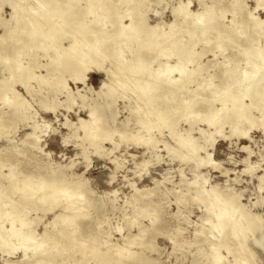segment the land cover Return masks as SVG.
I'll return each instance as SVG.
<instances>
[{"label":"bare ground","instance_id":"bare-ground-1","mask_svg":"<svg viewBox=\"0 0 264 264\" xmlns=\"http://www.w3.org/2000/svg\"><path fill=\"white\" fill-rule=\"evenodd\" d=\"M4 2L8 3L10 12L7 19L0 18L1 25H3L0 33V66H3V64L7 65L8 72H4L0 76V98H2L3 105L8 108H14L5 111L8 121L17 109L23 113L24 119L30 118L31 122L28 124L30 129L18 141L11 145H0L1 164L4 162L3 158H1L3 156L1 152L4 151L5 153L10 148L29 147L34 154L39 153L50 157V151L44 149V144L46 133L52 130L51 121L39 116L38 111H33L29 100L13 86L15 82L21 81L27 91L31 92L32 89L27 83L31 78L37 80L40 85L48 86L51 89L48 97L44 96V98L37 100L46 109L49 108L54 111L58 104L65 101L68 102L75 96L81 99L83 105L90 107L88 117L80 116L77 121H71L66 117L63 121L75 135L82 129V141L86 139L88 145L83 144L82 152L76 154H81L85 160L90 152L106 153L108 148L104 145L102 146V143L105 139H111L116 131H119L121 137H127L130 132L135 133L138 131L140 137L143 138H139V141H142L145 144L144 146L155 148L157 140L150 136L152 134L149 133L151 130H149L147 125V121L149 122L147 116L143 117L144 113L147 112L150 115H154L155 112L158 113L157 118L154 120V125L160 127L163 120H167V122L172 120V111H175L176 108L183 110L186 107L190 115L188 120L190 125L198 120L200 113H202L203 116L201 117L208 124L216 125L217 123L222 126L224 123L229 122L232 126L230 129L231 133L244 134L247 129L242 128L241 124H244L246 120L252 122L249 115L251 108L254 105L258 106L259 102H263L259 105V109L263 111L262 122L264 123V50H259L264 46L261 42H252L246 47V54L252 53V56L245 57L246 64L241 68L239 77L235 73L238 67L232 65V58L224 55L223 60L216 61V63H222L220 71L226 74V78L231 81L230 83H223L222 86L212 83V92L216 96L214 100L220 102V107L213 108V104L209 103L202 110L200 107L202 101L196 104L191 98L184 101L185 105L159 102L162 100L161 95L167 91L162 88V85L155 82L159 81L160 77H166L168 81H176L177 83V81H182L183 79L188 80L190 73H197L202 78H211L210 76L212 75L204 74V63L199 61V58L207 49L203 51L196 50L194 45L197 39L207 35L210 31L216 32L213 38L206 37L203 39L204 44H209L216 40L213 42L212 47H209L215 49V58L218 54L225 52L227 43H223L220 38L223 32L233 33L245 22H251L250 26L261 30V34L264 35V17H258L253 12V10L261 7L264 9V0H256V4L251 10H246V4L243 0H227L226 2L225 0H211L210 2L199 0L202 6L195 12L189 7L192 0H0V5ZM158 4H163L162 8L165 6L170 7L172 19L169 21L162 20V17H159L162 10L159 9L154 12L159 19L154 23H149L145 16V10H151L153 6ZM227 11L232 14L230 25L228 23L224 24L221 20ZM71 24L75 25V29L73 27L66 29ZM226 25L228 26L227 29ZM67 32L70 33L68 34L70 38L65 43H59L58 38L66 36ZM186 33L188 34L187 40L183 38ZM40 49L42 53H37ZM48 50H53V53L46 54L50 52ZM21 54L27 55L24 63L21 62ZM39 54L46 56L47 60L44 62L39 61ZM171 54L175 55L174 62L171 63L173 60L168 58L160 61L157 64V68H159V73L157 74L155 72L156 67H151L152 63L160 56L169 57ZM105 60L110 64V71L106 70L107 79H101L97 87L89 85L87 82L88 71L92 69L100 71ZM189 61L193 62L194 66L186 69V62ZM36 67H43L44 70L38 71ZM104 69L108 68L104 67ZM56 70H59L58 75H56ZM62 71L67 73L64 74ZM130 71L145 72L154 78L153 80L147 79L149 82L138 77L128 78L129 76L125 74ZM173 71H177L178 76H171ZM70 78L75 83L80 82L82 88H78L76 85L75 89L68 86L67 81ZM124 80H137L139 88L150 89L148 91L151 97L150 100L143 99L144 95L142 99L138 98L139 95L135 97L127 95L128 103L125 106L130 105L131 109H138L140 113H142L141 109H143L142 116L136 121L137 126L134 129L127 127L133 110L130 109L128 115L120 118L118 116L119 108L116 107L117 104L115 105L118 95L116 92L117 86L121 84L119 81ZM232 81L235 86H237L238 82L240 83L237 87L234 86L236 88L234 90L228 86L232 84ZM127 84L130 85V82H127ZM200 85H197V87H200ZM7 91L10 92V95L5 94ZM226 91L229 92L226 94ZM122 92L120 93L121 95L123 94ZM61 94L65 95L63 101L59 99ZM95 97L100 99L95 100ZM247 98H249V102L246 100ZM147 101L149 105L143 104ZM51 102L54 104L46 106ZM57 117L58 115L55 114V118ZM190 118L195 119L191 121ZM118 120L124 126L121 130L115 124ZM109 124L110 126H108ZM142 128L150 134L149 137L141 136ZM207 130L200 129L199 141L196 140V137H191L190 131H188V134L183 133L184 135H180L182 138L174 144L168 143L169 141L167 140L168 146H165L177 153L179 148L191 146L193 148L191 152L188 150L184 152L188 154V157L189 154H193V151L196 156L199 149H203L207 159L212 162L213 159H210V153L212 145H214L216 130L212 131L211 129L209 132ZM174 132L176 133V131ZM242 147L247 150L249 148L247 145ZM250 154L251 151L248 152V155ZM130 155L137 158V160H134V165L139 167L145 164H143L144 161H149L150 163L155 160L158 161L157 154L145 160L142 153H131ZM248 155L244 159L246 165L243 171L254 170L253 164L256 160L254 163L250 162ZM116 158L115 156L113 160L115 161ZM199 158L202 159L204 156H199ZM260 159L264 160V150L260 152ZM209 161L208 163H210ZM48 162L55 164L52 167L54 173L52 176L41 177L40 175L39 178L32 180L31 176L23 174L18 183L15 178L17 167L14 165V167L9 168L6 174L14 177L15 182H17L14 188H18L21 191L24 188L29 189L31 193L29 196L33 197L36 203H39V206L52 193L46 187L47 184L55 177L58 178L59 183L56 187H58L57 191L59 193L61 191V193L52 200L58 202V200H63L64 196L69 198L65 200L67 202L63 205V211L55 212L53 218L49 219L48 224L52 225L56 230L60 224L66 222L72 227V232H78L76 219L81 214H68L67 211L71 209L80 210L84 207L92 206L97 208V211H101L103 205L107 202L111 203L112 211L121 213V217L115 223L112 222L111 225L121 234L123 241L120 243L111 239V233L109 232L107 237L101 240V243L103 248L110 251V254L116 259L127 258L128 256L133 257L135 253H141L142 251L131 246H146L147 243V240L144 239L147 230L145 227H139V231L133 233L130 231L124 233L123 231L124 225L120 221L121 218H131V222L135 221L132 213L126 209L128 204H132L135 207L142 197H148L156 190H160L162 194L167 195L169 191H180L181 186L192 190L190 197L203 203L206 210L212 213L205 221L198 223L195 228V236L205 232L207 233L205 238L218 239V237H223L228 228L233 229L235 225L239 224L242 227L247 226L253 232L250 233V236L264 253V216L245 207V204L240 200L243 193L241 194V191L234 190L230 184L226 183L224 186H219L218 183H215L210 188H206L204 186L205 177L201 176L198 164L192 168L191 177L180 170L177 181L172 179L169 171H165L161 173V179L153 178V185L137 187L134 184L135 182H129L133 192L129 195L125 194L122 203L116 204V199L112 195L117 194L118 188H110L111 190L101 192L93 190L86 180L84 171L77 172L74 170V165L77 164L75 159H70L64 163L58 161V163L50 158ZM213 162L212 164L219 166ZM147 167L144 166L143 169L147 170ZM66 169L72 170L69 173V177L55 175L59 171ZM221 170L227 173L229 169ZM18 172L20 173L21 171L18 170ZM258 178V188L260 189L264 187V168ZM27 179L29 184L26 182ZM232 179L236 180L237 176ZM165 181H169L173 185L177 184L179 188H171V186L165 184ZM30 183H32V186ZM111 192L113 193L112 195ZM89 193H93L96 197L89 198ZM85 195L87 196L86 199ZM23 196L21 194V197ZM25 197H27L26 194ZM179 197L180 195L177 196V202L181 200ZM6 199H9L7 192L0 185V257L2 258L1 262H3L0 264H19L20 262H26L27 264H57L52 261L51 250L46 244V242H51L50 234L53 230L48 233L46 231L43 234L35 235V232L29 226L31 218L27 219L25 213L30 208L23 206L24 208L19 209L15 204L7 208L5 205L9 203V200ZM261 203V198H257L253 202V204ZM222 205L224 209H222ZM140 208L145 210L146 204L140 205ZM150 221H153V219H150ZM148 232L149 238L156 236L149 229ZM235 236H237V233H235ZM154 245H156V242ZM228 246L227 251L230 252ZM219 247L220 244L210 241L207 247H202L199 251L202 250L204 256L211 264H224L225 255L221 253ZM158 248L159 246L155 249ZM94 249L98 250L97 247ZM101 252H104V250ZM19 253L20 258H12L18 256ZM194 253L192 263L197 264L196 251ZM235 262L237 264L236 258ZM242 263L246 264L247 262L242 261ZM127 264L165 263L157 257L145 253L136 259L135 262L130 261Z\"/></svg>","mask_w":264,"mask_h":264},{"label":"rangeland","instance_id":"rangeland-1","mask_svg":"<svg viewBox=\"0 0 264 264\" xmlns=\"http://www.w3.org/2000/svg\"><path fill=\"white\" fill-rule=\"evenodd\" d=\"M205 1L210 2L211 0ZM226 1L227 0H225V2ZM243 1L246 4V10L253 9V6L256 4V0ZM162 5L163 4H158L153 6L151 10H145V16L147 17L149 23L156 22L159 17H162L161 19L165 21L172 19L170 7L165 6L162 8ZM201 6L202 5L199 3V0H192L189 5L190 9L194 12ZM159 9L162 10V13L159 14L158 17V15H156L154 12L155 10ZM9 12L10 7L8 3L4 2L0 5L1 19H7L9 17ZM253 12L254 15L258 17H264L263 7L253 10ZM231 17V12L227 11L221 20L224 24L228 23L230 25ZM1 24L2 23L0 21V33L2 32L3 26ZM250 24L251 22H245L244 25L238 27L237 31L230 34L223 32L220 35V38L223 43H227L225 52L223 54H218L215 58V49L209 47H212L213 42L216 40H213V42L209 44H204L203 39L206 37H210V39L213 38L216 32L210 31L207 33V35L199 37L194 45V48L198 51L207 49L201 55L199 61L204 63V74L212 75L210 76L211 78H202V76L197 73H190V77H188L190 81L189 79H183L182 81H177L176 83V81H168L166 77H160L158 79L159 81L155 82H158L160 85H162V88H164L167 92L161 95L162 100L159 102H171L174 105H178V103L185 105L184 101H187L191 98V100L196 104L202 101L200 104L202 110L209 103L213 104V108L220 107V102L214 100L216 96L212 92V83L222 86L223 83H230L231 81L226 78V74H223V72L220 71L222 63H216V61L223 60L224 55L232 58V65L238 67L235 73L236 76L239 77L241 74V68L246 64L245 57L252 56V53L246 54V47L252 44V42H261L264 46V35L261 34L262 31L259 29H254L250 26ZM71 27L75 29L74 24L68 25L66 29ZM225 27L226 29L228 28L227 25ZM68 34L70 33L67 32L66 36L58 38V42L65 43L66 40L70 38ZM183 38L187 40L188 34L186 33ZM261 48L259 50L263 51L264 47ZM38 51H41V49ZM38 51L37 53H42V51ZM48 51L50 52H47L46 54L53 53V50ZM26 56L27 55L25 54L20 55L21 62L24 63ZM39 56V61L44 62L47 60L46 56L44 57L41 54H39ZM174 57L175 55L172 54L169 57L160 56L152 63L151 67H156L155 72L158 74L159 68H157V64L160 61L166 60V58L173 60L171 61V63H173L175 60ZM108 63L109 62L105 60L100 71L94 69L88 71L87 82L89 85L97 87L100 84L101 79H107L106 70L110 69V64ZM193 66V62H186V69H190ZM104 67L108 69H104ZM36 70L43 71L44 69L43 67H36ZM58 71L56 70V75L59 74ZM137 71L126 72L125 75L129 76L128 78L138 77L144 81H148L147 79L153 80L154 78L148 73ZM4 72H8L7 65L5 64L0 66V76ZM173 72L171 76H178L177 71L174 73ZM63 73L66 74L67 72L64 71ZM137 80L119 81L121 84L120 86L118 85L116 89L118 95L116 97L115 105L117 104L116 107L119 108L118 116L120 118H123L125 115L130 113L129 110L131 109V106H125V104L128 103V96L135 97L136 95H139L138 98L142 99L144 95L143 99H151L149 96L150 94L148 93L150 89L146 90L142 87L139 88ZM127 82H130L131 87L129 84H127ZM27 83H29L28 85H30L32 89L31 92L27 91L21 81L15 82L13 86L29 100L31 103V109L33 111H38L39 116L51 121L52 130L50 129L51 131L46 133L44 144V149L50 151V157H47L46 155H40L39 153L34 154L33 150L29 147L10 148L5 153L4 151L1 152L4 156L1 157L3 158L2 160H4V162L3 164L0 163V185L1 188L3 187L6 190L9 198L6 199L9 200V203L5 205V207L10 208L12 204H15L19 209L24 208L23 206L30 208V210L25 213L27 219H29V217L31 218V223L29 226L31 230L35 232V235L43 234L46 231L48 233L53 230L50 234L51 242H46L50 248L49 250H51L50 255L53 257V262H56L57 264H127V262L130 261L135 262L136 259L146 253L148 255L157 257L165 264H193L192 258L194 257L193 255L196 251L198 258L197 264H211V262L204 256L202 250H199L202 247H207L208 243L212 241L216 244H220V251L223 255H225L224 264H236L235 258L237 264H243L242 261H246V264H264V253L250 236V233L253 232L250 231L247 226L242 227L241 225L237 224L233 229L228 228L223 237H218V239H212L209 237L205 238V235L207 234L205 232L199 233L197 236H195V228L198 226V223L205 221L208 216L212 215V213L206 210L203 203L191 198L190 193H192V190L186 189L184 186L180 187V191L174 190L167 192V195L162 194L160 190H156L148 197H142L135 207H133L132 204H128L126 209L132 213L135 221L131 222V218H121L120 221L124 225L123 231L124 233L127 231L133 233L138 232L139 227H145L147 230L145 238H143L147 240V243L146 246H131L135 249H138L139 251H142L141 253H135L133 257L128 256L127 258L117 259L110 254V251L105 250L101 243V240L104 237H107L109 232L111 233V239L120 243L123 241L121 234L111 225L112 222L115 223L121 217V213L119 211H112L111 203L107 202L105 205H103L101 207V211H97V208L92 206L84 207L80 210L71 209L67 211L68 214H81L76 219L78 224V232H72V227L66 222L60 224L56 230L52 227V225L48 224L49 219L53 218L55 212L61 210L63 211V205L65 202H67L65 200L69 198L68 196H64L65 198L63 197V200H58V202H54L52 200L53 198H57L61 193V191L60 193L57 191L58 187H56L59 183L58 178L55 177V179L51 180L47 184L46 187L50 189L52 193H50V197L47 196V198H45L44 202L40 206L39 203H36L33 197L31 198L29 196V194H31L29 189L24 188L21 191L18 188H14V185L17 184V182L19 183L20 178L23 177V174H28L31 176L32 180L39 178L40 175L41 177L54 175L52 167L55 164L53 165L48 162V159L50 158L54 162L60 161L61 163L67 162L70 159H75L77 164L74 165V170L77 172L84 171L86 180L91 185L93 190L95 189L101 192L104 190L118 188L117 194H113L111 192V195L113 194L112 196L115 197V203L119 204L122 203V199L125 198V194L129 195L133 192L129 182H135L134 184L137 187L153 185V178L161 179V173L165 171H169V175L172 176V179L177 181L180 170L187 174V176L191 177L192 168L198 164V169L199 172L201 171V176L203 178L205 177L204 186L206 188H210L215 183H218L219 186H224L226 183L230 184L234 190L241 191V194L243 193L240 200L245 204V207L250 208L252 211L259 212L262 216H264V187L260 188L261 190L258 188V175L263 172L264 168V160L260 159V152L264 150V123L262 122L263 111L259 109V105H261L263 102H259L258 106L254 105L253 108H251L249 115L252 119V122L246 120L244 121V124H241L242 128L247 129V132L244 134H239L238 132L231 133L230 129L232 126L229 122L224 123L222 126H219L217 123L216 125L208 124L205 120H203V117H201L203 116L202 113H200V118L193 123L191 122L192 124L190 125L188 121L190 115L188 110H186V107H184L183 110L176 108L175 111H172V120L170 122L163 120V123L160 127L154 125V120L157 118L158 113L155 112L154 115H150V113L147 112L144 113L145 115H143V117L147 116V119L149 120V122L147 121V125L149 130H151L149 133L152 135L148 134V132L142 128L141 136L144 135L146 138L149 137V135L153 136L157 140V143L154 146L155 148L144 146L145 144L142 141H139V138H143L140 137V133L138 131L135 133L130 132L127 134V137H121L119 131H116L113 133L111 139H105L102 143V146L104 145L106 148H108L106 153L98 154L96 152H90L89 156H92H88V158L85 160L81 154H76L82 152L83 144H87L86 139H83L82 141V129L79 130V132H77L75 135L70 129L67 128L63 121L66 117L71 121H77L78 117L80 116L88 117L90 114V107L88 105H83L81 99H79L78 96H75L68 102L65 101L58 104L54 111L49 108L46 109L42 104H39V101L37 100L44 98V96L48 97L51 89L48 86L40 85L37 80L32 78L29 79ZM67 83L71 88L75 89L76 86L78 88H82V84L80 82L75 83L71 78L68 79ZM199 84H201L200 87H197ZM239 84L240 83L238 82L237 86ZM228 86L233 90L236 89L235 87H237L233 81L232 84ZM121 92L123 93L122 95L120 94ZM227 92L229 91H226L225 93L227 94ZM5 94L10 95V92L7 91ZM59 97L61 101L65 99L64 94H61ZM1 99L2 98H0V145H11L18 141L21 136L23 137V134H25V132L30 129L28 124L31 122V119H24L22 116L23 113L16 109L8 121L6 118L7 113L5 111H8V109L13 107H6L2 104ZM94 99L99 100L100 98L95 97ZM246 100L249 102V98ZM53 104L54 103L51 102L46 106ZM143 104L149 105L148 101L144 102ZM59 107L65 109H60V112H63V116L60 114L57 118H55V112ZM42 110L53 111V118L49 113H41ZM131 110H133V112L130 115V120L127 127L134 129L137 126L136 121L140 116H142L143 109H141L142 113L138 112V109L135 110L132 108ZM59 117L62 119L64 117V119L61 121ZM190 119L193 121L195 118ZM115 124L120 130L124 128L123 123L119 120ZM58 125H62L63 127ZM108 126H110V124ZM200 129H208V132L211 131V129L212 131L216 130L214 135V145H212L211 148L212 154L210 153V159L212 158V162L214 161L213 163H217L219 166H215L207 159L203 149H199L198 155L195 156L193 151V154H189L188 157V154L184 152H187V150L191 152L193 150L191 146H184L185 148L182 149L179 148L178 153L176 151L173 152L170 150V148L168 149L166 147L168 146V143L174 144L176 141L181 139L182 137L180 135H184L185 133L188 134V131H190L189 134L191 137L194 136L196 137V140L199 141L200 139L198 136ZM174 131H176V133ZM167 140L169 141L168 143ZM243 145H247L249 147L248 150L242 147ZM249 151H251L250 155H248ZM60 152H64L66 157L62 155V157L59 156L58 154ZM131 153H142L144 160L157 154L156 156L158 157V161L155 160L152 163L149 161H144L143 164H145L139 167L134 165V160H137V158L130 155ZM245 155H248L250 162L254 163L256 160L253 164V171H243L246 163L242 162L241 159ZM115 156L117 158L114 161L113 158ZM199 156H204V158L201 159ZM81 161L84 166L82 165ZM208 161L210 163H208ZM13 165L17 167V174L15 175L17 182H15L14 177L6 174L9 168L14 167ZM144 166H148L147 170L143 169ZM226 168L229 170L227 173H224L221 169ZM18 170L21 172L19 173ZM70 171L72 170L66 169L59 171L55 175L69 177ZM235 176H237V179L233 180L232 178ZM26 182L28 183V179ZM30 184L32 186V183ZM165 184L171 186V188H179V185H173L169 181H165ZM21 194L24 196L21 197ZM25 194L27 197H25ZM178 195H180L179 198H181V200L177 202ZM87 196L85 195V199ZM95 197L96 196L93 195V193H89V198ZM257 198H261V204H253ZM142 204H146L145 210L140 208V205ZM53 205L54 207L52 208ZM222 209H224L223 205ZM150 219H153V221H150ZM204 224L206 225V223ZM148 229L149 231L154 232L156 236L149 238ZM234 232L237 233V236H235ZM155 242L156 245H154ZM157 245L159 248L155 249L158 247ZM227 245H229L228 247L230 248V252L227 251ZM96 247L98 250L94 249ZM100 249L101 251L104 250V252H101ZM20 257L21 256L19 253V255L14 256L13 259ZM1 259L2 258L0 257V263H3L1 262ZM19 264L27 263L20 262Z\"/></svg>","mask_w":264,"mask_h":264},{"label":"crops","instance_id":"crops-1","mask_svg":"<svg viewBox=\"0 0 264 264\" xmlns=\"http://www.w3.org/2000/svg\"><path fill=\"white\" fill-rule=\"evenodd\" d=\"M60 109H64V108L59 107L58 110H56V114H58V116H59L60 114L63 116V112H60ZM64 110H65V109H64ZM41 113H49V114L52 115V118H53V111H51V110H45V111L42 110ZM52 118H51V119H52ZM59 118H60V117H59ZM48 119H50V118H48ZM63 119H64V117H63ZM63 119L60 118L61 121H62ZM58 126H62V125H58ZM62 127H63V126H62ZM216 143H217V141H216ZM216 143H215V144H216ZM214 147H215V146H214ZM58 155H59V156H61V155H62V156H65V153H64V152H60ZM62 156H61V157H62ZM246 156H247V155H245V156L241 159L242 162H244V159H245ZM65 157H66V156H65ZM96 157H97V156H96ZM98 158H100V157H98ZM81 163H82V162H81ZM82 165H83V163H82ZM82 167H83V166H82ZM80 170H81V169H80ZM241 170H242V169H241ZM86 172H87V171H86ZM86 172H85V173H86ZM110 177H111V176H110ZM12 258H13V257H12Z\"/></svg>","mask_w":264,"mask_h":264}]
</instances>
